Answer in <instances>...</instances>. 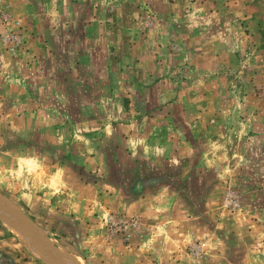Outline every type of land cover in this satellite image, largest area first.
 I'll return each mask as SVG.
<instances>
[{"label":"rangeland","instance_id":"1","mask_svg":"<svg viewBox=\"0 0 264 264\" xmlns=\"http://www.w3.org/2000/svg\"><path fill=\"white\" fill-rule=\"evenodd\" d=\"M0 195L84 264H264V0H0Z\"/></svg>","mask_w":264,"mask_h":264},{"label":"bare ground","instance_id":"2","mask_svg":"<svg viewBox=\"0 0 264 264\" xmlns=\"http://www.w3.org/2000/svg\"><path fill=\"white\" fill-rule=\"evenodd\" d=\"M0 195V219L5 227L45 264H84L81 259L71 256L63 249L55 247L46 240L42 232L22 214V212L7 199ZM51 242V243H50Z\"/></svg>","mask_w":264,"mask_h":264},{"label":"water","instance_id":"3","mask_svg":"<svg viewBox=\"0 0 264 264\" xmlns=\"http://www.w3.org/2000/svg\"><path fill=\"white\" fill-rule=\"evenodd\" d=\"M35 227V226H34ZM37 229V228H36ZM48 245H52V244H48Z\"/></svg>","mask_w":264,"mask_h":264},{"label":"crops","instance_id":"4","mask_svg":"<svg viewBox=\"0 0 264 264\" xmlns=\"http://www.w3.org/2000/svg\"><path fill=\"white\" fill-rule=\"evenodd\" d=\"M8 230V229H7ZM9 231V230H8ZM10 232V231H9Z\"/></svg>","mask_w":264,"mask_h":264}]
</instances>
